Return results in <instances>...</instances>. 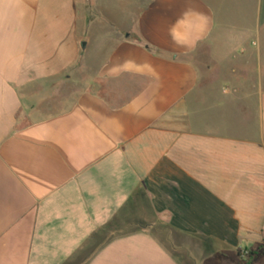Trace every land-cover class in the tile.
Masks as SVG:
<instances>
[{"label":"crops","instance_id":"1","mask_svg":"<svg viewBox=\"0 0 264 264\" xmlns=\"http://www.w3.org/2000/svg\"><path fill=\"white\" fill-rule=\"evenodd\" d=\"M0 264H264V0H0Z\"/></svg>","mask_w":264,"mask_h":264}]
</instances>
